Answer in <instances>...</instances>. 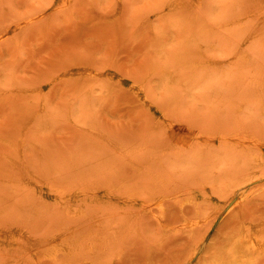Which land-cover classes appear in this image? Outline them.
Wrapping results in <instances>:
<instances>
[{
    "label": "rangeland",
    "instance_id": "rangeland-1",
    "mask_svg": "<svg viewBox=\"0 0 264 264\" xmlns=\"http://www.w3.org/2000/svg\"><path fill=\"white\" fill-rule=\"evenodd\" d=\"M262 223L264 0H0V264H205Z\"/></svg>",
    "mask_w": 264,
    "mask_h": 264
},
{
    "label": "bare ground",
    "instance_id": "bare-ground-1",
    "mask_svg": "<svg viewBox=\"0 0 264 264\" xmlns=\"http://www.w3.org/2000/svg\"><path fill=\"white\" fill-rule=\"evenodd\" d=\"M137 91L142 98L146 99L141 88ZM233 201L231 210L241 204L242 197ZM61 250L66 253L71 251L67 246L62 247ZM263 262L264 223L240 230L235 236L229 238L227 246L213 260H208L205 264H262Z\"/></svg>",
    "mask_w": 264,
    "mask_h": 264
}]
</instances>
